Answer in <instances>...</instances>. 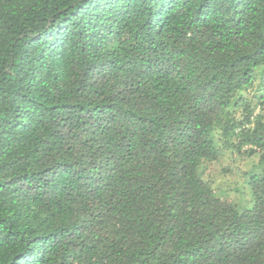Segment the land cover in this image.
Returning a JSON list of instances; mask_svg holds the SVG:
<instances>
[{
	"label": "trees",
	"instance_id": "obj_1",
	"mask_svg": "<svg viewBox=\"0 0 264 264\" xmlns=\"http://www.w3.org/2000/svg\"><path fill=\"white\" fill-rule=\"evenodd\" d=\"M0 264H264V0H0Z\"/></svg>",
	"mask_w": 264,
	"mask_h": 264
},
{
	"label": "rangeland",
	"instance_id": "obj_2",
	"mask_svg": "<svg viewBox=\"0 0 264 264\" xmlns=\"http://www.w3.org/2000/svg\"><path fill=\"white\" fill-rule=\"evenodd\" d=\"M237 162H233L229 160L228 156L225 154L224 159L220 162V166H215V168H211L208 170L210 173V178L214 180L215 184L220 185V189L222 190L223 193H226L225 195L229 196L230 199L239 201L240 200V195L236 191V188L238 185V179L240 178L239 175V170L234 171V168L236 169ZM230 166L232 172L226 173V175H223L222 168L225 166Z\"/></svg>",
	"mask_w": 264,
	"mask_h": 264
}]
</instances>
